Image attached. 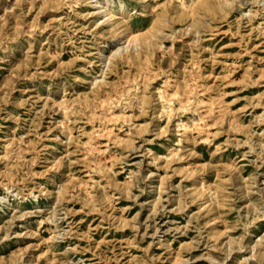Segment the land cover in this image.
<instances>
[{
	"label": "rangeland",
	"instance_id": "rangeland-1",
	"mask_svg": "<svg viewBox=\"0 0 264 264\" xmlns=\"http://www.w3.org/2000/svg\"><path fill=\"white\" fill-rule=\"evenodd\" d=\"M263 244L264 0H0V264Z\"/></svg>",
	"mask_w": 264,
	"mask_h": 264
},
{
	"label": "bare ground",
	"instance_id": "bare-ground-1",
	"mask_svg": "<svg viewBox=\"0 0 264 264\" xmlns=\"http://www.w3.org/2000/svg\"><path fill=\"white\" fill-rule=\"evenodd\" d=\"M101 11V10H100ZM125 13V12H124ZM112 14V13H111ZM101 15V14H100ZM105 15H110V12L109 11H106L105 12ZM121 18H122V16H121ZM99 20V19H98ZM142 21V20H141ZM144 26V25H143ZM129 33V32H128ZM131 34V33H130ZM121 37V36H120ZM129 39H131V40H133V39H135V36H130V38ZM114 40V39H113ZM115 41V40H114ZM117 41V40H116ZM118 45V44H117ZM121 45V44H120ZM120 45H118L119 47H120ZM115 46V45H114ZM117 47V46H116ZM113 48V47H112ZM114 49V48H113ZM123 49H124V47H123ZM117 50V49H116ZM119 50V49H118ZM122 50V49H121ZM121 50H119L120 52H122ZM126 51V50H125ZM115 52V51H114ZM124 52V51H123ZM119 53V52H118ZM104 54V53H103ZM121 54V53H120ZM105 66V64L103 65V67ZM98 79V78H97ZM101 79V78H100ZM95 80V79H94ZM93 113V112H92ZM68 119V118H67ZM70 119V118H69ZM198 125V124H197ZM52 163H53V161H52ZM231 165V164H230ZM259 181V180H258ZM149 184V183H148ZM151 184V183H150ZM246 207V206H245ZM248 208V207H247ZM157 211V210H156ZM255 211V210H254ZM22 225V224H21ZM222 230V229H221ZM225 230H227V229H225ZM234 236V235H233ZM227 237V236H226ZM229 237V236H228ZM229 239V238H228ZM237 241V240H236ZM241 243V242H240ZM257 244V243H256ZM260 243H258V245H259ZM264 245V244H263ZM248 250V249H247ZM238 252V251H237ZM234 253V252H233ZM178 257V256H177ZM179 258V257H178ZM211 258V257H210ZM212 259V258H211ZM180 261V260H179ZM210 261V260H209ZM174 262V261H173ZM172 262V263H173ZM181 262V261H180ZM213 262V261H212ZM176 262H174L173 264H175Z\"/></svg>",
	"mask_w": 264,
	"mask_h": 264
}]
</instances>
